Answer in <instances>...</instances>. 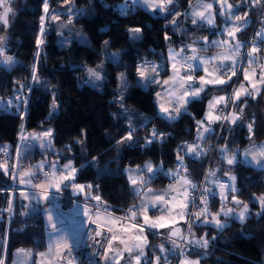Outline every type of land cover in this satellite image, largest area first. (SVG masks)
Here are the masks:
<instances>
[{"label":"trees","instance_id":"16d2710c","mask_svg":"<svg viewBox=\"0 0 264 264\" xmlns=\"http://www.w3.org/2000/svg\"><path fill=\"white\" fill-rule=\"evenodd\" d=\"M189 1L173 0L168 11L151 15L138 5L132 7L126 0H73L71 4L48 0L47 14L44 0H23L10 20L4 42L5 54L12 56L15 63L9 67L0 64V98H9L13 102L11 109H0V147L7 146L6 154L0 152V160L6 159L10 169L17 164L16 172L24 168L36 172L41 161L58 159L57 162L62 163L71 160L79 170L75 182L93 185L91 195L101 197V209L106 206L112 214H126L141 193L133 190L126 168L145 163L172 167L177 161L179 146L196 141L197 122L202 118L206 101L213 94L228 92L230 87V81L223 85H207L198 97L189 100L186 112L175 119H167L156 106L158 84H138L139 64L152 61L166 66L167 47L185 49L199 36L210 35L208 28L192 24V19L184 12ZM237 1L228 0V3L234 6ZM125 6L127 14L122 15ZM242 7L243 4L237 9ZM59 9L66 12L72 9V17L68 19V14L59 12ZM176 13L181 15L176 16ZM53 14L61 19L53 21ZM173 18L176 19L175 25L171 23ZM69 20L85 34L87 43H80L75 38L69 42L58 39L56 32L65 26L58 28L57 23ZM130 28L141 29L137 38H132ZM38 39L42 41L40 45H37ZM100 61L104 64L103 86L97 89L87 83L86 77L87 68H93ZM34 64L38 81L32 80ZM166 71L163 69L159 75ZM120 72L124 73L127 84L121 93L116 78ZM21 85H24L23 89ZM121 94L122 101L119 100ZM17 96L22 98L19 104ZM53 96L57 103L55 109L52 107ZM24 99L27 103H23ZM229 109L240 113L241 118L232 124L224 120L216 140L220 146L228 144V154L264 140V84L255 98L242 96L231 101ZM44 124L51 126L50 147H41L37 134L30 137ZM249 124L252 125L251 133ZM214 127L215 124L205 142L212 139ZM153 129L163 133V137L146 143ZM130 130L133 140L118 143ZM26 132L29 137L22 139ZM219 152H214L208 170L219 168L215 177L225 178L226 172L236 177L235 195L248 204V218L244 222L227 218L228 227L224 229L193 223L195 237L204 232L210 241L205 250L207 253L193 250L201 254L200 264H264V209L253 201L254 197L264 194V169L247 165L238 158L231 166L221 159L215 163L213 160L217 159ZM179 154L187 168V177L191 181L198 180L206 155L193 157L183 150ZM93 157L96 158L94 166ZM37 174L43 177L39 171ZM143 175L148 180L146 187L152 189L164 188L174 181L161 171L152 175L150 180L149 174ZM13 181L11 171L5 175L0 169V259L4 264L10 263L17 248H26L32 255L45 248L41 210H32L29 200H24L19 192L8 191L11 186L16 187ZM10 198L13 201L11 213L5 211ZM207 203L211 210H215L218 204L215 196ZM25 211L27 214L22 215ZM147 238V255L160 256L161 264L165 257L174 253L160 252L161 243L171 248L164 235L148 231Z\"/></svg>","mask_w":264,"mask_h":264},{"label":"snow or ice","instance_id":"6c2138e0","mask_svg":"<svg viewBox=\"0 0 264 264\" xmlns=\"http://www.w3.org/2000/svg\"><path fill=\"white\" fill-rule=\"evenodd\" d=\"M64 4H71L73 0H63ZM144 6L148 9H151L153 12L159 10L160 12L168 11V5L173 3V0H139ZM217 3L220 4V13L221 15H227V17L233 21H245L247 20L248 13L245 12L243 16L240 15H232V8L233 6L228 3V0H216ZM254 3L259 4L261 0H253ZM0 24H3L5 27L9 25V14L12 12V8L9 5V0H0ZM126 8L121 10L122 15H126ZM213 3H206L202 5V8L197 9L192 13V24H197L198 22H206L207 25L214 27L215 26V19L213 15ZM72 9H69L71 13ZM44 12L47 14L49 12L48 0H44ZM78 14H82L79 13ZM180 13H176V16H180ZM53 21H59L61 17L59 15L53 14L51 16ZM71 23V20H69ZM173 25L176 24V19L173 18L171 21ZM44 17H41V33L44 32ZM242 30V27L233 23L231 26L226 24L224 28V33L229 39H225L222 41H208L207 37H203L202 40L205 44V50L208 43L213 45L221 46L225 48V53L220 55H215L209 58H203L199 55V49L194 47L193 45H189L188 48L191 51V55L182 57V60H178L177 58L181 56V53L185 51V49H180L179 52H175L170 50L169 58L172 60V71L173 75L169 77L168 80H164L162 83L164 85H168L171 88L169 91V96L174 97L176 101V106L169 109L167 107L161 106L160 111L165 114V118L167 119H175L177 116L181 114V111L186 107L187 103L190 99H194L200 95V93L204 90L207 85H223L228 81L224 78L226 73L220 71V67L224 65L225 61H230L231 66L227 67V71L231 72V76L236 75V63L237 57L241 56L242 53L240 49L242 47V43L236 39V34ZM129 33L132 34V38H137L136 34L141 32L140 28H130L128 29ZM61 35H63L61 33ZM257 37L264 36V32H257L255 34ZM167 39V37H166ZM232 41H235L233 44ZM5 37L0 35V63L11 66L15 63L14 58L12 56L6 55V50L4 47ZM264 42V41H262ZM42 43L41 40H37V45ZM108 42L105 41V44ZM231 50V51H229ZM260 52V48L253 43L251 49L247 52V63L249 67L244 69V79L251 83L252 77L249 75V71L255 75V68H253V64H255L258 60V53ZM38 55V53H37ZM196 61L199 65H208L212 64L211 70L208 67H204L203 70L207 76L212 77L210 79H206L205 76L199 77V86L194 87V77L191 74L196 64L193 63ZM219 62V63H215ZM180 64L178 67L177 65ZM260 68V80L259 83L264 84V64L257 65ZM186 69V71H185ZM184 73L183 75L181 73ZM87 73L89 78H94L96 81L102 80V75L99 71L95 68H87ZM137 75L139 77V82L142 83L144 86H147L149 83H161L158 79L159 76V66L157 65H149L147 63L137 67ZM231 76H228V80L231 79ZM32 80L38 81L39 77L37 75V68L36 65H33L32 70ZM19 83V82H18ZM24 85H21V89H23ZM122 87H127L126 81L122 78ZM29 91L31 89L29 88ZM260 89L257 87L256 83H251V90L246 88L243 84L233 93V99L239 100L242 95L245 96H252L255 98V94L258 93ZM160 94L157 93V96ZM21 97L17 96L16 101L17 104L21 102ZM119 100H123V94L119 97ZM227 98L224 96L215 97L214 101L209 102V106L214 107L215 104L220 102H226ZM13 102L11 100L7 101L5 105H11ZM23 103H27L26 99L23 100ZM52 107L55 109L57 107L55 96H53ZM123 107V105H121ZM125 111H127L125 109ZM243 109L241 108V112ZM208 117V124L209 126H204V121L197 122V134L200 139H203L206 133H211L212 129L210 127V123L214 120H230L231 123H236L237 120L241 118L240 113H231L228 116H212L211 113L206 114ZM249 132H252V125H248ZM51 130L45 132L44 136H50ZM163 133H157L155 129L151 132L150 138L146 139V143H151L153 139L162 138ZM24 139L23 135L21 136ZM133 134L132 130H130L126 137L122 138L121 141L118 143H123L124 141H132ZM50 146V145H49ZM44 147V145H41ZM183 150L186 155H191L194 157H200L207 153V149H203L200 144H183L179 146L177 152V171L169 173L173 177L179 176V172L182 170L185 175L179 176V187L174 185H169V191L174 192L175 195L172 197L175 200L177 197H182L176 205L175 211L177 215H179L180 219L185 220V223L188 224V235H184L182 230L173 225L176 223L175 217L169 216L165 217L163 215L157 216L155 219L151 218L148 215L149 205L152 207H157L159 204L169 205L170 201L166 198L165 195H156L154 197L150 196L149 194L153 192L152 189L147 188L146 185L148 180L145 179L143 173L147 172L151 174L148 179H151L152 175H155L158 171H162V167L157 169L151 163H146L143 168L137 165L135 169L127 170L129 172L128 179L130 184L133 186V190L139 194L140 191H144L145 195L141 197V203L139 205H132L128 209V213L125 217L120 218H111V213L108 212L107 207L105 206V214H107L111 218V223L115 224L118 220L123 221L126 219L136 220L137 217L142 219V224L132 223L130 228H123L121 231L126 236L117 235L114 233V229L112 227H107L106 231L109 233V237L107 238L106 245L103 246L102 253H96L100 255L101 259L106 262V264H121V261L125 259V253L128 254L130 257L129 264H141V257L144 256V248L148 245L149 241L147 235L145 234L146 229H164L169 228L170 231L167 235V239L171 244V248H166L163 243L159 245V250L161 253H168L171 254L176 249L180 248H187L189 246L198 247L200 249L206 250L209 246V239L207 238V234L205 233L203 236L196 238L194 233H192V225L193 223H203L205 225L211 224L217 229H224L228 227L227 218H234L240 222H244L248 218V204L240 201L235 194L232 195V201L237 205H242V207L237 211L234 208H225L223 205V201L227 199V195L225 193L227 191H231L232 193L236 192L235 188V179L234 175H231L230 172L224 173L225 176H228L229 180L232 182L231 184H225L222 182H218L215 179L211 180L210 182L213 184H217L221 190V199L222 204L220 209L215 212L211 213L207 207V198L206 196L200 197V204L201 207L199 210L191 212L190 215L194 218V220L190 221L186 219V216L189 214L188 210L190 205L195 203L196 197L193 195L195 192L197 185L194 184L190 179L187 178V168L183 165V157L179 154V151ZM219 151L222 154V160L225 161L228 165H233L236 162V154L233 153L231 156L228 155L229 146L228 144H224L220 146ZM0 152L7 153V146L0 147ZM244 156L251 157V161H254L258 166L264 168V146L256 149H247L244 152ZM20 152L19 148L17 149V160H19ZM96 158L93 157L92 164L94 166ZM46 161H41L37 165V171L34 172L32 170H21L19 172V183L20 184H27L31 185L33 188L38 189L39 193H33L31 196L25 192L21 191L20 195L24 200H44L47 201L50 195V189L55 188L56 192H60L62 189L71 188L73 194H83L85 199H92L97 202V205L94 209H90L87 204L84 206V215L88 217L89 221L93 224H97V228L94 231L93 236L91 239H95L97 237L104 236V228L105 225L98 223L99 218L101 216L100 211V204H101V197L100 196H92L91 189L93 185L91 184H79L76 183V174L79 171L74 165L71 160H69L66 164L62 166V168H57V161H53L50 164L52 169L51 173L45 172L44 175L46 177L44 182L33 184V178L37 175L38 171H43ZM18 167L17 164H13L11 169L9 168L8 162L6 159L0 160V169L4 171V174L7 175L11 171L13 179H16L17 172L16 168ZM220 169H209L205 175V182H209V177H215L217 172ZM205 193L210 194V190L205 186L204 188ZM256 200L259 202L261 209H264V194H261L259 197H256ZM27 209V205L24 206ZM13 210V201L10 198L8 200V207L5 211L11 213ZM169 213L173 211L172 207H168L165 209ZM93 213L96 216V219H93ZM22 215H26L27 212H22ZM259 214V213H258ZM221 216L225 217L226 219L222 220ZM47 222L50 228V237L51 233H57L55 239H50L48 245L47 253H40L42 258L41 264H44V261H47V264H72V260L69 259L72 252V244L69 242L68 238L62 234H60V230L56 227V224L53 222V216L51 212L47 214ZM132 230H136L138 234H134ZM212 239H215L213 237ZM97 244H100V240H96ZM121 245L122 247H117L116 244ZM138 250L137 252H134ZM19 252H24V249H19ZM183 256V253H181ZM161 260L160 256H155L152 264H159ZM0 264H4L3 259H0ZM179 264H200L199 259L192 260L188 257H183Z\"/></svg>","mask_w":264,"mask_h":264},{"label":"crops","instance_id":"0c3cea01","mask_svg":"<svg viewBox=\"0 0 264 264\" xmlns=\"http://www.w3.org/2000/svg\"><path fill=\"white\" fill-rule=\"evenodd\" d=\"M193 1L194 0L189 1L188 4L192 3ZM216 3H213V4L215 5ZM244 7H246V6L244 5ZM244 7H242L241 10H243ZM188 9H189V5H187L186 9H184V12L192 19L190 13H188ZM248 13L250 14V10H249ZM219 16H220V18L222 17L221 13L219 14ZM198 24L200 26L208 28V30H209V27L204 26V25L200 24L199 22H198ZM246 27H247V25L239 33H237V39L240 40L241 42H243L244 35H245L244 31L246 30ZM209 33H210V35H209L210 39H220V37H221V35L217 34V32L214 31L213 29H212V31L209 30ZM196 40H198V38ZM190 45H197L196 47L200 51H207V48L205 50V48L201 47V45L199 43H197V41L191 42ZM189 55H191V54H184V55L181 54V56L178 57V60H182V57H186V56H189ZM230 65H231L230 63H224V65H222V66L227 69V67H230ZM166 70L167 71H166V73L164 75H159L158 76V79L161 81V83H159V84L156 83V84H158L159 88L157 89V91L155 93V100H156L157 109L159 111H160L162 105H163V107H167L169 109H170V107L172 105L176 106L175 98L174 97H170L169 94H168L169 91H171V88L161 85V84H163L162 82L164 80H168V77H169V70H168L167 60H166ZM240 78H241V75H240ZM238 82H237V84H238ZM237 84H236V86H237ZM157 93H159L160 95L157 96ZM184 112H186V108H184L181 111V113H184ZM215 112L217 114L216 110H215ZM217 116H218V114H217ZM215 121L210 123V127L211 128H212V125H213V123ZM225 121L228 123L227 120H225ZM207 123H205V125L209 126V124H207ZM208 134L209 133H206L203 139H200L198 136H196V141L194 143L202 145L205 142L204 139L206 138V136ZM196 135H197V133H196ZM190 144H193V143H190ZM261 146H264V140L259 141V142L250 143L247 146H245L244 148H242L241 150L236 151V152H232V154L235 153L236 154V159L237 158L240 159L241 162H243V163H245L247 165H251V166H254V167H260L254 161H251V157L250 156L245 157L244 156V152L247 149H253V148L258 149ZM232 154H228V155L231 156ZM221 157H222V154H221V152H219L218 156H217V159L215 158L213 160V162L216 163L218 160H220V159L222 160ZM223 162L225 164H227L225 161H223ZM260 168H262V167H260ZM28 169L34 171L32 168H24V169H21V170H26L27 171ZM58 169H60V168H58ZM21 170H18L17 177L13 181L15 183L17 189H18L17 192H19V194H20L21 191H25V192L28 193V189H30V188H27L26 184H19L18 183V178H19L18 174H19V172ZM50 173H51V171H49V174ZM45 179H46L45 176L41 177V176H39L37 174L33 178L32 182H33V184H37V183L44 182ZM188 179H190V178H188ZM178 181H179V176L170 185H174L176 187H179ZM263 182H264V178H263ZM230 183H232V182L230 181ZM79 184H83V183H79ZM147 188H150V187L147 186ZM150 189H152V188H150ZM152 190H153V192L149 194L150 196L154 197L156 195H165L166 198L170 201V204L169 205L159 204L157 207H152L151 205H149L148 215L151 218H153V219H155L157 216H161V215H163L165 217H169V216L175 217L176 223L173 225V227H176V228L180 229L185 220L180 219L179 215H177V213L175 211V205L183 198L182 197H177L175 200H173L172 197L175 195V193L169 191V185L164 187V188H161V189H152ZM49 191H50L49 197L52 198L53 199V203H55V205H52L54 208L52 206L47 207V209H46V207L41 208L40 204H42V202L43 203L48 202V201H44L42 199L39 200V201H37V200H32L31 202L29 201L28 205H29V207L32 210H34L36 208H39L41 210L44 226L45 225L48 226L47 214L49 212V209L52 207L53 211L51 212V214L53 216V222L56 224V227L59 230L61 229L60 230V234L66 236L68 238L69 242L72 244V247L76 246L80 242V240L82 238V235H83V232H84V228H85V224H86V221H87V218H88V217H86L84 215V206H85V204L88 205V203H90L92 201V199L86 200L85 196L83 194H73V191L71 190L70 187L62 189L58 193L56 192L55 188H52ZM34 193L38 194L39 190L35 189ZM233 194H235V193H232L231 191H227L225 193V195H227V199L223 201V205H224L225 208H228L229 205H230V207L232 206V207H234L236 209H240L242 207V205L235 204L232 201V199H231ZM29 195L31 196L32 194H29ZM144 195H145V192L141 191L139 200L136 202V205H139L141 203V197L144 196ZM214 196H215V198L217 200V203H218L217 207L221 206L222 199H221V190H220L219 187L215 189V195ZM256 197H259V196H256ZM256 197L253 198V201H254V203H257L260 206L259 202L256 200ZM69 198H72L73 201H71ZM48 204L51 205V202L48 203ZM168 207H172L173 208V211L171 213H169L168 211L165 210ZM207 207H208L209 210H211L209 208L210 205H208V203H207ZM127 213H128V211L126 212V214ZM126 214H124V215H115V217H111V218L125 217ZM111 218L109 216L106 218V225L108 227H112L114 229V233L117 234V235H121V236H124V234L121 231L123 228H130L132 223H136L138 225L143 223L142 219L137 217L136 220H134V221L130 220V219H126V220H123V221H119L118 220L115 224H113V223H111ZM221 218H224V217L221 216ZM222 220H224V219H222ZM169 230H170L169 228H164V229H146L145 230V234L147 235V232L149 231V232H151L153 234L165 235ZM132 231H133L134 234H138L136 232V230H132ZM56 235H57V233L53 232V233H51V237H50V228H49V226L46 227L45 228V248L42 251L38 252V253L48 251V245H49L50 239H55ZM124 238H126V236H124ZM116 246L117 247H122L121 245H118V243L116 244ZM19 249H24L25 251L24 252H19L18 251ZM137 251L138 250L134 249V252H137ZM35 255H32L30 250H28L26 248H17V249L14 250V252L12 254V259H11L9 264H29V262H30L29 260H32V262H30V264H32L34 262ZM155 256L156 255L154 254V255H152V257L151 256L149 257L147 255V253H146V247H145L144 248V256L141 259V264H151L152 260L154 259ZM128 261H129L128 254L125 253V259L121 261V264H127ZM99 264H106V262L104 260H101ZM112 264H114V261L112 262ZM159 264H161V263L159 262Z\"/></svg>","mask_w":264,"mask_h":264},{"label":"rangeland","instance_id":"374dc122","mask_svg":"<svg viewBox=\"0 0 264 264\" xmlns=\"http://www.w3.org/2000/svg\"><path fill=\"white\" fill-rule=\"evenodd\" d=\"M126 1L129 2V3H131V6L132 7L135 6V5L140 6L142 9H144L145 11H147L148 13H150L151 15H154L156 12H158V10H156L155 12H153L151 9H148L146 6H144L142 3H140L139 0H126ZM242 1H245V0H238L237 2H238V4L241 5ZM237 2H235V3H237ZM22 3H23V0H9V5L12 8V12L9 14V17H8L9 18V23H10V20H11L12 16L16 12V10L22 5ZM206 3H212V1L211 0H194L192 3H189L188 4L189 5L188 13H190V15L192 17V13L194 11H196L197 9L202 8V5H204ZM241 9H236V7L234 5L233 8H232V15L233 16H235V15L243 16V14L245 12L248 13L249 10H250V4L247 5L246 7H244L243 10H241ZM0 11H2V8H0ZM212 11H213L214 19H215V26L214 27L207 25L206 22H199V23L202 24V25H204V26L209 27V30H211V31L213 29L214 31L217 32V34L221 35V37H220V39H210V37H209L208 34H204V35L199 36L198 37V40H197V43H199L201 45V47H203V48H205V44H204V42L202 40L203 37H207L209 42H211V41H222V40H225V39H229L226 36V34L224 33V28H225L226 24L228 26H231L233 23H235V24L241 26L242 29L245 28L246 25H248V21H249V17H250V14L249 13H248V17H247L246 22L245 21L236 22V21H233V20L229 19L227 17V15H222V17L220 18V16H219V14H220V4L219 3H216L215 5L213 4V10ZM59 12L65 13L66 11L64 9H59ZM50 13H52V11H50ZM66 13L68 14L67 15L68 16L67 18L70 19V17H72V13H69L68 11ZM68 23L69 22H64V21L57 23L58 28H62L63 26H65V28H62L61 30H59L58 32H56L58 34V36H59L58 39H61V40H64V41L67 40V42H69V41H71L72 38H75L80 43H87L88 41L86 39V36L81 31V29L78 26H76L74 24H71V23H69V25H67ZM7 27H5L3 24H0V35H2L4 37L6 36ZM260 29H261V32H264V28L261 27ZM61 33L63 35H61ZM259 38L260 39H264V36H261ZM236 39H237V34H236ZM232 43L234 44L235 41H232ZM189 45L190 44L186 45L185 51L183 53H181L182 55H184V54H191V51L188 48ZM193 46L196 47L197 45H193ZM206 48H207V51H199V55L201 57H203V58H209V57H212V56H215V55H220V54L225 53V48H223L221 46L213 45L211 43H208ZM170 50H173L175 52H179L180 51L179 49H175V48H172V47H167L166 48L165 57L167 58L166 60H167V63H168L169 77L173 75V71H172V60H170V58H169V52H170ZM229 51H231V50H229ZM247 59H248V57H246V59H245V65H244V67L242 69V72H241V78L239 79L240 81L238 80L239 82H238L237 86H235L234 90L238 89L241 84H243L246 88H249V90H251V83H256L257 87L260 89V86H261V83H259V80H260V72H258L256 69H255L256 70L255 71V75H253L252 72L249 71V75L252 77L251 83L249 81H246L244 79V69H247L249 67V65L247 63ZM258 60H259V57H258ZM145 63H147L149 65H157V66H159V72H161L163 69L166 68V66H164L163 63H156V62H152V61H149V62H147V61L145 62L144 61L141 64H139V66H141V65H143ZM193 63L196 64L197 66L195 67L194 71L191 74L194 77V85L193 86L194 87H197V86H199V77L200 76H205L206 79L212 78V77H209V76L206 75V73L204 72L203 68L204 67H208L211 70V68H212L213 65L212 64H208V65L201 66V65H199L198 62L193 61ZM215 63H219V62H215ZM224 63H230L231 64L230 61H225ZM0 64H2V63H0ZM5 66H7V65H5ZM177 66L179 67L180 64H178ZM252 67L255 68L254 67V64H253ZM93 68H95L97 71H99L101 73V75H102L103 72H104V64H103V61H100ZM185 71H186V69H185ZM181 74L183 75L184 73L182 72ZM229 76H231V73H230ZM137 77H138V75H137ZM169 77H168V79H169ZM116 78H117V88H118L119 92L121 93V91L125 88V87H122V78L125 81V75H124L123 72H120V73L117 74ZM138 79H139V77H138ZM225 79L228 82L230 81V80H228V77H226ZM86 81H87L88 84L92 85L93 87H95L97 89H101L102 86H103V82H102L103 81V78L100 81H96L94 78H89V76L87 74ZM138 84L144 86L140 82H138ZM161 85L166 86V87H169L168 85H164V84H161ZM234 90L232 92V101L233 102L236 101V100L233 99ZM256 95H257V93L255 94V96ZM220 96H224V97L227 98L228 92H223V93H219V94H213L206 101L205 108H204V112H203V115H202V119L200 121H204L205 123H207L208 122V117H207L206 114H208V113H211L212 116H217L215 110H216V108H218L219 105L223 104L224 102L217 103V104H215L214 107H211V108L209 106V102L210 101H214V98L215 97H220ZM242 96H245V95H242ZM9 100H10L9 98H5L4 100L0 98V109H2V108L11 109L10 108V105H8V106L5 107V105L7 104V101H9ZM231 113H235V112H233L232 109H229V111L227 112V116L229 114H231ZM163 115L165 116L164 113H163ZM227 121H228V123L232 124L230 122V120H227ZM204 126H206V125H204ZM49 130H51V126L49 124L41 125V126L37 127L36 133L30 134V137L31 138H34L36 136V134H37V136H38L37 138H38L39 145L40 146L41 145H45L47 147H50L51 146L50 136H44L43 135L45 132H47ZM24 136L25 137H29L27 132L23 134V137ZM196 136H198V134ZM51 162H53V161L52 160L49 161V165L51 164ZM67 162H63V163H58L57 162V168H62V166L64 164H66ZM145 164L141 165V168H143L145 166ZM158 166L159 165L154 166V167L158 168ZM135 168L136 167H129V168H126V171L129 170V169H135ZM50 171H52L51 167H50ZM127 174L129 175V172ZM146 174L148 175L147 172H146ZM11 178H13L12 177V174H11ZM225 178L229 180L228 176H226ZM18 183H19V178H18ZM26 186H27V188H32L31 185H27L26 184ZM28 194H29V192H28ZM47 201L48 202H46V203H43L42 202V204H40V207L41 208L46 207V209H47V207L52 206V205H55V203H53V199L52 198L49 197V199ZM50 202H51V205L48 204ZM220 207L221 206H218V207L215 208V210H213V211L212 210H209V211L211 213H215V212H217L220 209ZM51 208L49 209V212H52L54 207L52 209ZM228 208H234V207H232V206L230 207V205H229ZM234 209H236V208H234ZM236 210L238 211L239 209H236ZM193 220H194V218H193ZM199 224H203V223H199ZM46 227H48V226L45 225L44 228H46ZM204 234L205 233L203 232L201 235H199V237L203 236ZM199 237H196V238H199ZM41 253H47V251L41 252ZM181 253H183V256L181 255ZM200 256H201V254L195 253V251L193 249L189 248V247L182 248L181 251H180V253H179V256H178L177 264H179V261L183 257H188V258H190L192 260H196V259H199ZM142 257H141V259H142ZM128 259L130 260V257L129 256H128ZM41 260H42V258L40 256V253H37L35 255V259H34V262L32 264H41ZM153 260H152V262H153ZM29 261L32 262V260H29ZM30 262H29V264H30ZM44 264H47V261H44ZM127 264H129V261L127 262Z\"/></svg>","mask_w":264,"mask_h":264},{"label":"built area","instance_id":"2783aa9c","mask_svg":"<svg viewBox=\"0 0 264 264\" xmlns=\"http://www.w3.org/2000/svg\"><path fill=\"white\" fill-rule=\"evenodd\" d=\"M211 1L213 3H216V0H211ZM242 4L245 6L250 4V17H249L248 25L246 27L244 39L242 42V47L240 49V52L242 53V55L237 57L236 75L231 76L227 101L224 102L223 104L219 105L218 108H216L218 116H226L227 112L229 111V106H230V103L232 101V92H233V90L237 84V81H238L240 75H241L242 68L245 65V59L247 57V52L251 49V46L253 45V43H255L260 48V52L257 54L259 57V60L254 64L255 69L258 72H260V68L257 65L258 64H264V42H262V41H264V39H260L259 37H257L255 35L257 32H261V29H260L261 27L264 28V0H261V3H259V4L254 3L253 0H245V1H242L241 5ZM241 5L238 4V2H237L235 4V7L238 8ZM220 71L223 73H226L224 78L228 77L231 73V72L227 71V69L224 68L223 66L220 67ZM173 107H175V105H172L170 107V109ZM223 121H224V119H221V120H216L213 123V124H215V127L213 128L214 133H213L212 139L204 142L201 145V147L203 149H207V153L205 154L206 155V163H205V166L203 168V171H202L200 178L198 180L192 181L194 184L197 185V188H196L195 192L193 193V195L196 197V199H195V203L193 205H190V207H189V210H188L189 214L186 216L187 220L191 221L193 219V217L190 215V213L199 210V208L201 207V204H200V197L201 196H206L207 200L214 197L215 189L218 188V185L211 183L210 182L211 180L215 179L218 182H222L225 184H231L228 179L220 178V177L211 178V179H209V182H205V175L208 172V166H209L210 161L213 157V154H214V152L219 151V148H220V145L217 144L216 140H217V136H218V133L220 130V126L222 125ZM187 144H189V143H187ZM183 165H184V163H183ZM177 166H178V161H176L175 164L170 168H162L161 172L164 176H167V177L175 180L178 176L173 177L169 173L176 172ZM184 167H185V165H184ZM160 168H161V165H159L157 169H160ZM49 171H50V165H49V162H47V163H45L43 171H39V172L41 175L45 176L44 173L45 172L49 173ZM149 175H151V174H149ZM183 175H184V172L181 170L179 172V176H183ZM205 186H207V188L210 190V194L204 192ZM8 191L10 193H12V192L18 191V189L15 186H11L10 188H8ZM34 191H35L34 188H31L29 190L30 193H34ZM69 199L71 201H73L72 198H69ZM96 205H97V202L95 200H92L90 203H88V206L90 209H94L96 207ZM100 211H101V216L99 218L98 223L105 225V228L103 229L105 232L104 236L97 237L95 239L90 238L91 236H93L94 231L97 228V224L91 223L89 221V219L87 218L85 228H84V232H83V235H82L80 242L76 246L72 247L71 256L69 257V259L72 260V264H99L100 261L102 260L100 255H97L96 253H102L103 252V246L106 245L107 238L109 237L110 234L107 233V231H106V228L108 227L106 225V218L108 217V215L105 214V211L101 208H100ZM111 217H115V214L111 213ZM93 219H96V216L94 213H93ZM180 229L182 230L184 235H186V236L188 235V224L185 223V221H184V223ZM169 231L164 236L167 237ZM96 240H100V244H97ZM182 248L176 249L174 251V253L172 254V256L165 257L163 259L162 264H177L178 256H179V253H180ZM189 248L198 250L202 253H207V251L200 249L198 247L189 246Z\"/></svg>","mask_w":264,"mask_h":264},{"label":"water","instance_id":"95a60500","mask_svg":"<svg viewBox=\"0 0 264 264\" xmlns=\"http://www.w3.org/2000/svg\"><path fill=\"white\" fill-rule=\"evenodd\" d=\"M159 13H161L159 10H158ZM55 161H58V159H56Z\"/></svg>","mask_w":264,"mask_h":264}]
</instances>
